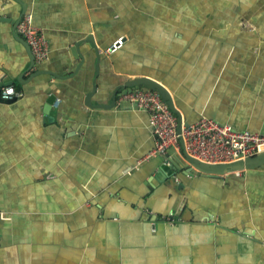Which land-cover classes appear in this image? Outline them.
<instances>
[{"label": "crops", "instance_id": "0c3cea01", "mask_svg": "<svg viewBox=\"0 0 264 264\" xmlns=\"http://www.w3.org/2000/svg\"><path fill=\"white\" fill-rule=\"evenodd\" d=\"M20 1L49 56L30 69L0 0V264H264V168L165 176L147 112L86 104L149 77L188 125L264 134V0Z\"/></svg>", "mask_w": 264, "mask_h": 264}, {"label": "built area", "instance_id": "2783aa9c", "mask_svg": "<svg viewBox=\"0 0 264 264\" xmlns=\"http://www.w3.org/2000/svg\"><path fill=\"white\" fill-rule=\"evenodd\" d=\"M18 33L30 46L37 61L48 58L47 42L40 29L35 27L31 13L23 16L18 25ZM123 44L124 41L119 39L106 54L120 49ZM18 96L13 86L5 88L2 95L4 100ZM121 98L134 103L140 110L149 114L150 126L157 138L156 147L149 158L162 157L169 149L178 148L181 137L184 140L185 150L191 157L210 164L234 163L264 153V134L238 132L230 125H223L208 118H202L184 127L180 136L177 117L155 91L137 89ZM53 106L58 105L53 104ZM0 219L7 217L0 213Z\"/></svg>", "mask_w": 264, "mask_h": 264}, {"label": "water", "instance_id": "95a60500", "mask_svg": "<svg viewBox=\"0 0 264 264\" xmlns=\"http://www.w3.org/2000/svg\"><path fill=\"white\" fill-rule=\"evenodd\" d=\"M17 3H19L22 8V15L21 18L18 21H11L13 26H18L23 19V16L26 13V6L20 1V0H14ZM9 20V19H8ZM1 22H7L6 19L0 18ZM15 37L18 41H21L25 47L27 48V51L29 53L30 59H31V65L30 69H32L36 64V59L32 53V50L30 46L27 44V42L19 35V33H15ZM84 43H89L92 48L96 49V53H98L97 45H95V42L92 37H89L87 40L81 41V43H78L75 45V49L73 52L76 53L80 52V45ZM80 55V53H79ZM81 59L84 58L83 56H79ZM99 58H101L99 56ZM82 65V63L80 64ZM23 74L19 77V81L21 83H24L22 80ZM13 83L7 82L4 83L3 86L7 87L12 85ZM123 90L122 93H120V90ZM137 89H149L152 91L157 92L163 99V101L168 106L169 110L177 117L178 120V133L181 136L184 127H188L189 125L184 122L183 115L178 110V108L175 105L174 99L171 95V93L168 91V89L164 88L158 81L149 78V77H140L134 80H130L127 82V84L123 87H120L117 89L113 95L112 103L109 105H94L92 103V97L94 96L95 91H92L87 99L86 104L95 109H104V110H110L116 107L118 98L125 96L127 94L132 93L133 91ZM119 92V93H118ZM0 99H2V95L0 92ZM6 103H13L17 100V97H14L10 100H4ZM57 98L55 96H51L48 100L47 110L46 113L49 114L51 111L52 105L56 102ZM180 145L182 148V154L179 153V155H176L174 152H177L175 148H172L167 151L164 158L167 160V163H170L171 165H160L159 166V172H162L165 176L168 175L170 172H172V176L176 177L178 174H181L183 177L188 178H203L205 176H210L213 178H220L230 172H243V171H254L264 168V153L259 154L255 157L247 158L243 161H237L234 163H222V164H210L205 163L202 161H199L193 157H191L185 150L184 140L181 137L180 139Z\"/></svg>", "mask_w": 264, "mask_h": 264}]
</instances>
